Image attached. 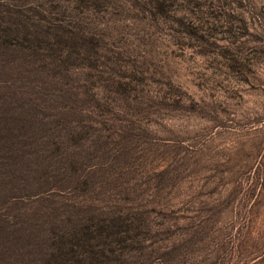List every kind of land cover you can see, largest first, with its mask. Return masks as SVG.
<instances>
[{
    "label": "rangeland",
    "instance_id": "rangeland-1",
    "mask_svg": "<svg viewBox=\"0 0 264 264\" xmlns=\"http://www.w3.org/2000/svg\"><path fill=\"white\" fill-rule=\"evenodd\" d=\"M0 264H264V0H0Z\"/></svg>",
    "mask_w": 264,
    "mask_h": 264
},
{
    "label": "trees",
    "instance_id": "trees-1",
    "mask_svg": "<svg viewBox=\"0 0 264 264\" xmlns=\"http://www.w3.org/2000/svg\"><path fill=\"white\" fill-rule=\"evenodd\" d=\"M80 246H81V244H80Z\"/></svg>",
    "mask_w": 264,
    "mask_h": 264
}]
</instances>
